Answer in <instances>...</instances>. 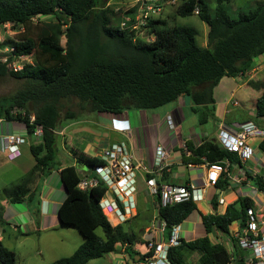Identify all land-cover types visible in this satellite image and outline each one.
I'll return each mask as SVG.
<instances>
[{
    "label": "trees",
    "instance_id": "1",
    "mask_svg": "<svg viewBox=\"0 0 264 264\" xmlns=\"http://www.w3.org/2000/svg\"><path fill=\"white\" fill-rule=\"evenodd\" d=\"M107 1L110 0H0V27L11 24L15 30L24 29L23 35L5 38L0 44L2 50L9 49L5 54L7 61L0 62V79L12 77L23 81L22 88L14 94L0 98V120L23 122L30 136L36 126L42 127L40 142L31 146L36 168L42 171L56 165V131L62 119V101L77 99L79 107L88 112L120 115L130 110L154 111L188 95L196 113L199 106L213 109L214 88L223 78L243 76L252 69L254 59L264 54V0L256 2L248 12H241L237 19L229 16L224 0H216L213 13L204 0H184L178 15L196 14L207 25L206 48L198 45V31L194 27H170L161 19L146 18L143 13L141 18L148 19L145 27L152 40L138 41L137 30H131L135 17L125 23L127 27H121L125 21L107 6ZM36 18L56 20L55 32L43 28L37 39L32 37L29 31ZM62 36L67 39L66 48L61 46ZM22 58L32 63L25 62L19 72L10 70V64ZM249 83L262 91L256 101L255 116L261 120L264 83ZM31 116L35 118L32 124ZM75 117L74 112L65 114L67 120ZM205 121L201 118L200 123ZM260 147L264 151V141ZM192 152L196 157L205 156L211 163L232 159V153L217 142L192 148ZM75 155L89 168L88 177L95 176L92 166L103 163L101 159L96 162L82 154ZM60 176L66 196L59 208V221L76 228L84 242L71 256L51 264H87L113 252L117 244L134 243L136 235L122 224L113 226L101 209L100 200L107 191L103 182L90 190H80L82 176L74 166L63 168ZM254 180L264 192L263 178ZM28 193L29 189L21 184L3 192L13 203L22 202ZM252 207L251 199L240 198L223 215L203 216L207 233L216 228L230 235L231 224H244L247 210ZM194 210L196 204L192 200L163 206L158 198V219L165 223L169 239L174 227ZM97 228L102 229L103 237L96 234ZM178 242L168 250L171 264H188L184 250L198 252L199 264L231 261L224 245L212 243L208 236ZM16 262V254L0 241V264Z\"/></svg>",
    "mask_w": 264,
    "mask_h": 264
},
{
    "label": "crops",
    "instance_id": "2",
    "mask_svg": "<svg viewBox=\"0 0 264 264\" xmlns=\"http://www.w3.org/2000/svg\"><path fill=\"white\" fill-rule=\"evenodd\" d=\"M163 5L159 10L164 9ZM149 8L143 10L146 11V18L151 11ZM204 35L206 37V34ZM199 46L206 48L207 42L203 41ZM230 79L236 86L227 91L229 97L225 93V98L217 103L221 105L223 118L232 113L235 115L228 122L221 119L212 133L202 131L197 133V130L192 127L186 130V132L191 130L190 135L182 134L184 124L190 117L189 113H194L191 98L188 95H183L176 102L154 111L130 110L120 115L87 112L86 115L76 114V117L70 120L61 119L56 131V165L48 171L36 168L31 146L38 144L40 140L28 134L26 125L20 121L0 120V223L23 235L29 232L40 234L58 228L61 224L58 212L66 196L60 176L61 170L67 166H74L82 177L87 176L89 168L80 163L75 154H82L88 160L97 162L103 149L115 143L125 142L138 167L134 205L124 222L116 217L105 215L113 226L122 224L125 230L136 235V239L132 245L117 244L113 252L103 257L104 264H147L149 258L154 256L155 245L169 241L165 223L158 219V198L150 193L146 185L147 171L155 172L154 176L159 184L203 188L202 200L195 203L196 210L180 225L174 227L172 236L184 242L208 236L212 243L224 245L233 259L230 261L231 264H240L245 252L239 248L235 236L247 220L244 224L240 221L233 222L229 228L230 235L216 228H212L208 234L203 216L223 215L227 207L240 198L251 199L252 208H255L257 212H264V193L258 189L254 180L256 177L264 178V151L260 147L264 140L255 138L249 141L254 155L248 161H242L237 154H231V152L229 153L232 159L226 158L219 161L225 166V172L221 174L215 186H208L206 183L208 165L211 162L205 156L196 157L192 148L198 149L209 142H217L220 130L236 132L238 126L244 122H254L264 129V118L255 119L256 101L262 91H259L257 87H250L249 83L255 80L259 84L264 83V54L254 59L252 69L246 74L230 77ZM239 91L246 98V102L239 101L238 105L233 106L231 101L236 100L234 96L236 97ZM208 109L210 108H206L207 111ZM168 117H171L174 123L173 129H170L167 124ZM116 121L123 122L121 126L127 131L117 130L114 127ZM9 134L25 138V143L21 146V156L15 160H9L2 148V137ZM59 138H62L60 145ZM160 146L164 148L166 154L161 166H157L156 148ZM58 156L70 157L72 165H62L63 162L58 159ZM235 157L236 161L233 160ZM94 168L92 166L91 170ZM20 184L29 189V193L23 197L22 202L13 203L6 195L4 196L3 192ZM4 234L5 229L0 226V241L7 248ZM82 243L83 241L74 249L58 244L57 248L66 247L67 250L70 249V253L55 257L50 264L57 259L71 256ZM149 253H152L151 257H148ZM184 256L188 264H199L198 252L184 250Z\"/></svg>",
    "mask_w": 264,
    "mask_h": 264
},
{
    "label": "built area",
    "instance_id": "3",
    "mask_svg": "<svg viewBox=\"0 0 264 264\" xmlns=\"http://www.w3.org/2000/svg\"><path fill=\"white\" fill-rule=\"evenodd\" d=\"M149 10L152 9L149 8ZM121 25L125 27L126 24L123 22ZM8 52L9 49L2 50L0 48V62L7 61L8 57L5 54ZM21 60L23 61L24 58L10 64V70L13 72L21 71L24 64ZM231 105H238V101H231ZM34 121V116H31L30 123L32 124ZM122 123L116 121L114 127L121 132H126L127 129L121 126ZM167 124L170 129L174 128L171 117L167 118ZM32 135L41 140L43 135L42 127L36 126ZM255 138L264 140V129L254 122H244L238 126L236 132L226 129L220 130L217 135V142L224 150L237 154L242 161H248L254 155L249 141ZM1 142L3 152L9 160H15L21 156V146L25 143L23 136L15 134L5 135L2 137ZM165 154L163 147L156 148L157 166H161L165 159ZM100 159L103 163L94 168L95 176L82 177L78 188L86 191L97 187L100 182H103L107 191L100 200L101 209L104 214L116 217L124 222L134 205V194L137 190L136 171L138 167L135 165L134 156L131 154L127 144L120 142L103 149ZM224 172L225 166L221 162L209 163L206 177L207 185L215 186ZM147 175L146 185L148 190L153 196L160 199L163 206L190 200L198 203L203 198V188L159 184L154 176L155 172L147 171ZM247 216L248 219L245 225L235 236L239 248L245 252L240 264H264V212H257L255 208H249ZM178 244L177 237L171 236L168 243L155 245L154 256L149 258L147 264H171L168 258V250Z\"/></svg>",
    "mask_w": 264,
    "mask_h": 264
},
{
    "label": "rangeland",
    "instance_id": "4",
    "mask_svg": "<svg viewBox=\"0 0 264 264\" xmlns=\"http://www.w3.org/2000/svg\"><path fill=\"white\" fill-rule=\"evenodd\" d=\"M211 11L216 8V0H204ZM263 0H224V4L226 7V11L229 16L233 19H237L241 12H248L255 6L256 2H261ZM108 2V1H107ZM184 3V0H125L121 2H117L115 0H110L107 6L112 7L116 12L120 15V18L128 23L131 17H135V23L131 27V30H137L136 39L138 41L149 42L152 37H150L148 33V29H146V24L148 19L150 18H159L167 23L168 26H190L194 27L199 32V37L197 38V42L199 45L201 43L206 42V37L204 34L207 33V25L203 23L198 16L192 15L190 17H181L178 15V9ZM163 4H167L164 6ZM164 6L163 10H159L161 6ZM150 7L152 10L149 12L148 19L142 18L141 13L145 14L146 11H143L145 8ZM162 8V7H161ZM134 12L131 14V11ZM149 11V10H147ZM147 14H145L146 16ZM150 21V20H149ZM57 21L52 18H41L34 19L32 21V26L30 28V35L37 39L41 34L43 28H46L50 33H54L56 30ZM115 24V23H114ZM122 27V25H120ZM128 25H125L127 27ZM123 27V28H125ZM64 31L65 28L63 27ZM24 33L23 28H17L11 24H6L0 27V44L5 40V38H15L17 36H21ZM67 39L65 36L61 37V46L66 48ZM4 55V54H3ZM23 63L31 61H21ZM23 81L17 80L12 77H6L0 79V98L4 96H9L14 94L18 89L22 88ZM236 86L234 81L230 78H223L220 83L214 88L213 96L215 103L222 101L227 94V91ZM226 93V94H225ZM227 97L228 94L226 95ZM236 101H244L246 102V98L243 97L242 93L239 91L234 96ZM61 116L62 120L65 119L66 112H74L78 116L86 115L87 110H83L78 105L77 99H72L71 101H62L61 103ZM204 106H199V111L195 113H189L190 117L187 118V122L184 124L183 135H190L191 130L186 132L189 128L196 129L197 133L200 131L204 133H212L215 130L217 123L223 119L228 122L231 117L235 115H227L223 118L221 112L220 103L214 104V109L203 108ZM201 118H205L206 121L204 124H201ZM62 138L58 139V144L60 145ZM72 142V141H71ZM58 159L63 162L62 165H72L71 158L67 156L59 157ZM5 196V195H4ZM111 222L114 221L111 219ZM5 229V245L8 249L13 250L17 255V264H50V261L55 257H59L62 255H68L70 249H74V247L78 246L82 241L84 242L83 236L80 232L71 226H64L62 224L58 225V228H53L48 231H44L40 234L30 233L27 235H23L19 232H14L7 225H2ZM96 234L100 237H103V231L101 228H97L95 230ZM60 239H62L60 241ZM58 244H64L70 249L67 250L66 247L64 249L57 248ZM83 244V243H82ZM81 244V245H82ZM80 245V246H81ZM79 246V247H80ZM78 247V248H79ZM77 248V249H78ZM90 264H104V259H95Z\"/></svg>",
    "mask_w": 264,
    "mask_h": 264
}]
</instances>
